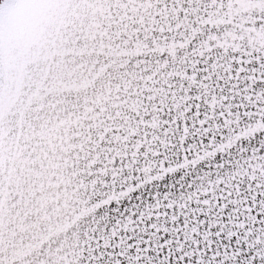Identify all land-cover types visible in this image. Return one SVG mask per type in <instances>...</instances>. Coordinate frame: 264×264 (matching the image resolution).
Instances as JSON below:
<instances>
[{
  "label": "snow or ice",
  "instance_id": "6c2138e0",
  "mask_svg": "<svg viewBox=\"0 0 264 264\" xmlns=\"http://www.w3.org/2000/svg\"><path fill=\"white\" fill-rule=\"evenodd\" d=\"M0 264H264V0H0Z\"/></svg>",
  "mask_w": 264,
  "mask_h": 264
}]
</instances>
